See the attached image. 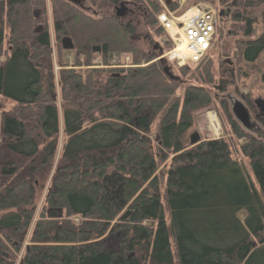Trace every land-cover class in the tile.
<instances>
[{
	"label": "trees",
	"instance_id": "16d2710c",
	"mask_svg": "<svg viewBox=\"0 0 264 264\" xmlns=\"http://www.w3.org/2000/svg\"><path fill=\"white\" fill-rule=\"evenodd\" d=\"M133 2L164 35L157 1ZM49 3L57 55L69 38L75 58L67 68L58 57L61 131L46 1L0 0V96L15 105L0 112V264H264V143L223 101L224 138L191 146L186 136L223 90L212 59L220 24L241 23L251 38L259 9L262 32L236 50L246 64L264 53V0H220L230 12L210 52L175 69L139 53L115 14ZM111 56L130 60L107 67Z\"/></svg>",
	"mask_w": 264,
	"mask_h": 264
},
{
	"label": "rangeland",
	"instance_id": "374dc122",
	"mask_svg": "<svg viewBox=\"0 0 264 264\" xmlns=\"http://www.w3.org/2000/svg\"><path fill=\"white\" fill-rule=\"evenodd\" d=\"M47 5V13H48V22H49V36H50V43H51V53H52V66H53V76H54V84H55V96L57 99V108L59 114V130L62 129V105L60 101V86L58 84V72H59V64H67V68H71L75 62V58L73 57L72 52L64 51L61 54L57 55L56 44L54 40V36L52 33V22H51V11H50V3L49 0H45ZM159 4L158 0H156ZM97 3H102L101 0H96ZM128 2L131 6L135 7L132 8L133 14L128 15L125 17L124 20H121L122 23H127L129 20L130 25L134 30V35L132 37L139 38V49L144 51H140L136 48L134 42V48L141 54L145 55H152L154 57V61L158 56L168 52L170 49L168 47V42L171 43L167 34L160 35L156 31V26L148 25L144 10L140 7V5H136L133 0H122L121 3ZM201 2L209 3L210 7L215 9L216 11L224 12L227 14L230 12V9L224 7V4L220 3V0H201ZM235 2V0H234ZM199 3L197 0H185L184 4L179 6L178 0H172L171 5L169 6L170 11H178V13L183 12L190 6ZM223 5V6H222ZM160 6V4H159ZM116 7H119L116 6ZM130 7V6H129ZM181 7V8H180ZM84 8H86L89 12V15L95 16L98 14V18H101L102 15H111L116 13V9L110 8L109 6H105V8H99L97 5H93L91 0H86L84 3ZM161 8V6H160ZM236 12L235 9L232 10V13ZM231 13V14H232ZM94 14V15H93ZM129 14V13H128ZM260 10L254 9L251 14V18L253 22V35L251 38H244L243 37V24L241 23H232L228 22L224 25L220 24V32L219 36L221 35V39L217 40L218 47L212 52V59H213V73L215 76V80L217 81V85L223 87V90H215V101L213 103L203 109L197 110L192 114V128H190L186 136L189 139V136L192 133H198L200 138L204 141L213 140L224 138L226 131H225V123H224V116L221 112L219 103L223 101L226 103L229 112L231 113V105L233 102L238 101L247 108L250 114V120L254 123V128L250 131L251 134L258 137L264 143V129L260 125V122L254 120L253 114L254 112V102L257 100L264 101V53H262L256 62L251 64H246L242 61H239V56L236 50V41L241 39H255L261 32L262 27L259 20ZM158 24V22H157ZM149 36L151 38V42L146 44L143 43L142 39L145 36ZM217 39V38H216ZM172 45V43H171ZM152 46H158L160 49L156 51H151ZM77 60V59H76ZM79 62L83 61V57L78 58ZM116 63H120L125 59L121 56L118 58L115 56H111L109 60V64L112 61ZM101 63L99 56L94 57L92 61L93 65H98ZM141 64H144L143 62ZM109 66V65H108ZM107 66V67H108ZM172 69H175L174 64L171 65ZM193 68L195 65H191ZM184 67V66H183ZM85 67L82 66L81 70L84 71ZM187 82V84H191L193 81H190L187 78H183ZM228 82V83H226ZM231 82V83H229ZM15 107L14 103L6 98L0 96V112H11ZM232 114V113H231ZM211 116H213L214 124L211 122ZM233 117V116H232ZM217 130V131H216ZM62 135H60L59 145H58V152L61 149L62 143ZM242 144L243 141H240ZM239 143V144H240ZM243 167L245 173L250 176L251 180L254 183V179L251 175L249 168L246 165V162H243ZM256 189L257 186L255 185ZM43 200V194L40 198V203ZM244 214L241 213L239 215L240 220H242ZM77 221V219H73ZM28 238V237H27ZM27 241V239H26ZM25 243L27 244V242ZM25 244V245H26Z\"/></svg>",
	"mask_w": 264,
	"mask_h": 264
},
{
	"label": "built area",
	"instance_id": "2783aa9c",
	"mask_svg": "<svg viewBox=\"0 0 264 264\" xmlns=\"http://www.w3.org/2000/svg\"><path fill=\"white\" fill-rule=\"evenodd\" d=\"M158 2L162 10L157 16V22L173 43L172 49L158 59L174 63L178 67L199 63L207 56L215 39L217 11L209 3L199 1L178 13L170 11L163 0ZM184 2L185 0H178L179 6ZM180 48H184L185 53L179 51ZM124 59L120 63L113 60L109 67H125L129 58Z\"/></svg>",
	"mask_w": 264,
	"mask_h": 264
},
{
	"label": "water",
	"instance_id": "95a60500",
	"mask_svg": "<svg viewBox=\"0 0 264 264\" xmlns=\"http://www.w3.org/2000/svg\"><path fill=\"white\" fill-rule=\"evenodd\" d=\"M66 2H69V3H72V4H75L77 6H80V7H83V4L86 0H64ZM165 2V5L166 6H170L171 5V0H164ZM119 15V13L117 14V16ZM222 15V12H219L218 13V16L220 17ZM226 16H228V14H226ZM60 45H61V48L62 50L64 51H71L73 49V45H72V42L69 38H62L61 41H60ZM93 52L94 53H98L100 52V47L99 46H96L94 49H93ZM164 72L167 76H170V68L166 67L164 69ZM259 104H263L262 101L258 100L256 102V105L259 107ZM231 113L234 117V119L243 127L245 128L246 130L248 131H251L252 128H253V125L251 124L250 122V115L247 111V109L244 107V105L238 101H235L232 103L231 105ZM201 141H204L200 138V136L198 135V133H192L190 136H189V144L191 146H194L196 145L197 143L201 142ZM128 215V213H125L123 216H122V219L126 218ZM59 214H56V213H49V217L50 218H56L58 217Z\"/></svg>",
	"mask_w": 264,
	"mask_h": 264
},
{
	"label": "flooded vegetation",
	"instance_id": "af4514ba",
	"mask_svg": "<svg viewBox=\"0 0 264 264\" xmlns=\"http://www.w3.org/2000/svg\"><path fill=\"white\" fill-rule=\"evenodd\" d=\"M83 7H84V4H83ZM132 8H135V7L131 6V4H129L128 2L120 3L119 4V7H116V13H115V15L117 16V14L119 13V15L117 17L120 18L121 20H124L126 16L133 14ZM130 21L131 20H129L127 23H124V25L125 26L130 25L131 24ZM142 41H143V43L148 44V43L151 42V38L147 35V36H145L142 39ZM132 42H134L136 48L139 49V45H140L139 44V38L132 37ZM159 49L160 48L158 46H152L151 51H156V50H159ZM140 51H142V50H140ZM142 52H144V51H142ZM256 102H257V100L254 102V107H255L254 112H255V114H253V117H254V120L259 121L260 119H264V101H262L263 104H259V107L256 105ZM250 122H251V120H250ZM251 124L253 125V128H254V123L251 122Z\"/></svg>",
	"mask_w": 264,
	"mask_h": 264
},
{
	"label": "bare ground",
	"instance_id": "6f19581e",
	"mask_svg": "<svg viewBox=\"0 0 264 264\" xmlns=\"http://www.w3.org/2000/svg\"><path fill=\"white\" fill-rule=\"evenodd\" d=\"M179 51H181V52H183V53H185V49L184 48H180V50ZM210 117H211V122H212V124H214V119H213V116H211L210 115ZM217 131V130H216Z\"/></svg>",
	"mask_w": 264,
	"mask_h": 264
}]
</instances>
